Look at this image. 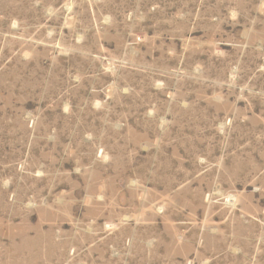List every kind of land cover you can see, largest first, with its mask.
I'll use <instances>...</instances> for the list:
<instances>
[{
	"label": "rangeland",
	"instance_id": "obj_1",
	"mask_svg": "<svg viewBox=\"0 0 264 264\" xmlns=\"http://www.w3.org/2000/svg\"><path fill=\"white\" fill-rule=\"evenodd\" d=\"M0 264H264V0H0Z\"/></svg>",
	"mask_w": 264,
	"mask_h": 264
}]
</instances>
